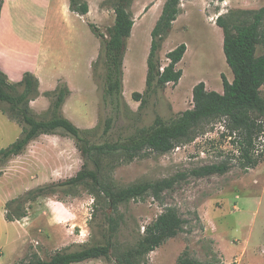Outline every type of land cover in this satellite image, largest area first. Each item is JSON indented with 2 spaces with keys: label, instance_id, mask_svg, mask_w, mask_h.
Returning a JSON list of instances; mask_svg holds the SVG:
<instances>
[{
  "label": "rangeland",
  "instance_id": "1",
  "mask_svg": "<svg viewBox=\"0 0 264 264\" xmlns=\"http://www.w3.org/2000/svg\"><path fill=\"white\" fill-rule=\"evenodd\" d=\"M87 1L91 2L92 11L86 18L75 14L53 17V27L45 43L49 60L43 80L48 86L54 85L61 75L68 77L74 95L67 99L63 114L85 131L94 144L129 137L141 128L151 127L158 117L171 122L193 108V89L201 82L207 90L223 93L222 76L231 82L234 76L223 50V31L216 21L220 16L228 18L230 12L264 7V0H181V14L163 45L160 58L162 66H166L167 54L186 44L187 52L178 66L183 77L178 85L169 84L164 90L150 93L141 107L133 94L146 90L151 33L166 0H134L131 12L135 25L124 61L125 103L114 110L105 101L104 40L93 33L89 24L96 25L108 39V30L115 24L114 4L118 0ZM96 37L100 41L99 55L90 64ZM262 53L263 46L259 47L258 55ZM262 94L264 97V87ZM0 107L9 110L8 104L0 102ZM39 113L35 114L40 119L49 117L48 110ZM109 119L113 122L106 134ZM226 124L225 119L218 120L193 143L180 145L165 155L153 153L131 164H120L111 172L114 184L126 188L189 174L206 165L226 163L230 168L225 175L189 176L173 190L165 192L160 201L147 195L142 200L122 205L117 215L119 230L114 238L118 248L134 247L145 235L146 227L167 208H173L186 220L183 232L152 252L147 258L148 264H177L184 253L201 264H264V162L246 170L241 164L242 150L233 143L234 136V139L227 136ZM12 127L0 128V149L8 148L21 137L22 126L17 123ZM259 154L264 156V134L256 143V155ZM6 163L0 164V170ZM31 177V172L0 173V264L29 262L35 255L47 260L57 251L74 252L105 244L110 226L108 210L100 208L95 214L94 198L85 188H79L73 224L66 222L68 214L58 205L55 212L61 217L60 221L54 228L42 227V232L37 229L26 234L22 226L6 221L2 203L23 194ZM56 198L66 202L70 199L63 193H58ZM75 224H83L85 231L82 233V228L76 227L73 230L76 238L69 232ZM70 235L78 243L72 244ZM76 264H116V261L111 257Z\"/></svg>",
  "mask_w": 264,
  "mask_h": 264
},
{
  "label": "trees",
  "instance_id": "2",
  "mask_svg": "<svg viewBox=\"0 0 264 264\" xmlns=\"http://www.w3.org/2000/svg\"><path fill=\"white\" fill-rule=\"evenodd\" d=\"M133 2L134 0H118L114 4L116 20L114 26L108 30V39L96 25L89 24L93 33L104 40L105 101L114 110H118L125 103L124 61L135 25L131 12ZM3 5L4 1L0 0V19ZM70 11L84 17L89 14L90 6L86 0H70ZM180 14L181 0H166L151 33L146 90L144 93L133 94V99L141 102V107L150 93L157 89L164 90L169 84L178 85L183 77V71L178 66L187 52L186 44H181L167 54L169 63L166 66H162L160 58L163 45ZM216 24L223 31V50L234 76L232 82L225 75L222 76L224 92L209 91L205 83L201 82L193 89L192 109L183 112L171 122L158 117L151 127L141 128L133 135L114 142L92 143L86 137L85 131L64 116L63 107L72 94L66 82L60 81L54 91L42 94L40 81L32 73H26L21 82L13 83L0 71V102L9 105V110L3 112L23 128L17 141L0 150V164L22 155L30 143L41 135L71 138L83 160L81 170L74 177L39 186L8 201L5 206L6 221L24 220L28 217L32 204L43 197H57L58 193H63L67 198H77L79 188H85L94 198L95 214L100 208L110 211H106L110 226L105 235V244L84 247L74 252L67 249L57 251L47 260L35 255L31 261L21 264H76L111 257L115 258L116 264H148L147 258L152 252L183 232L186 220L176 209L167 208L146 227L145 235L138 244L121 250L114 241L119 230L117 215L120 207L142 200L147 195L160 201L165 192L173 190L189 176L206 178L225 175L230 168L226 163L206 165L193 169L189 174L134 184L126 188L114 184L111 172L120 164H131L153 153L165 155L180 145L193 143L207 133V127L218 120H226L227 136L235 138L233 143L242 150L241 164L246 170L256 168L264 162L263 155H256V143L264 134V53L258 55L259 47H264V7L260 10L230 12L228 18L220 16ZM42 95L51 100L49 117L46 119L38 118L31 107V102ZM112 122V119L107 121L106 134L111 129ZM57 199L66 203L65 199ZM177 264L201 263L184 253Z\"/></svg>",
  "mask_w": 264,
  "mask_h": 264
},
{
  "label": "crops",
  "instance_id": "3",
  "mask_svg": "<svg viewBox=\"0 0 264 264\" xmlns=\"http://www.w3.org/2000/svg\"><path fill=\"white\" fill-rule=\"evenodd\" d=\"M3 1L4 5L0 19V71L4 72L13 83L21 82L26 73H32L40 81V92L42 94L54 91L61 79H64L70 85L71 96L74 95L71 82L66 75L58 77L54 85L46 86L43 80L49 60L46 55L45 43L52 26L53 17L61 16V14L74 15L75 13L70 11V0ZM88 3L91 4V2ZM91 11L92 6H90L89 14ZM88 15L82 18H86ZM93 39L95 43L92 45H95V53L90 60V64L98 57L100 50L99 39L97 37ZM92 50L91 47V54ZM31 107L35 113L40 114V111L49 109L50 100L42 95L31 102ZM3 111L0 107V128L4 127L6 130L13 125H17ZM82 165L81 154L71 138L59 135H41L30 143L22 155L10 159L4 169L0 170V173L8 174L11 170H14V172H31V182L23 193L25 194L27 191L39 186L74 177L81 170ZM77 200L76 198H70L68 202L62 203L56 197L40 198L32 204L27 218L23 221L11 223L22 226L26 234L30 230L37 229L42 232L44 229L42 227L45 226L50 229L54 228L61 219L55 212V205H58L64 207L68 214L65 216L66 222L73 224ZM8 201L10 199L2 203L4 213ZM35 225L37 227H34ZM76 227L82 228V233L85 232L83 224L72 225L69 232L75 238L78 237L73 232ZM72 235L69 236L71 243H78L74 242ZM70 245L69 242L68 246Z\"/></svg>",
  "mask_w": 264,
  "mask_h": 264
}]
</instances>
